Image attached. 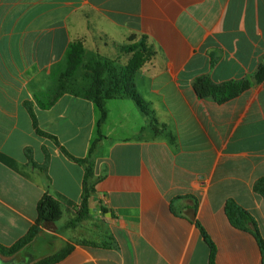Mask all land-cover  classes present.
<instances>
[{
    "label": "crops",
    "instance_id": "obj_1",
    "mask_svg": "<svg viewBox=\"0 0 264 264\" xmlns=\"http://www.w3.org/2000/svg\"><path fill=\"white\" fill-rule=\"evenodd\" d=\"M131 38L156 53L136 77L152 117L111 100L99 129L95 104L67 94L49 110L34 104L49 136L39 134L24 103L70 44L84 39L113 56ZM263 62L264 0H0V244L28 234L49 194L64 215L38 239L60 241L54 253L73 247L58 264H210L203 232L213 264H262L257 239L232 225L226 205L247 210L264 240V199L254 189L264 177V81L223 105L199 99L193 82L247 79ZM99 131L89 220L68 228L85 167L62 148L85 159ZM28 149L37 164L48 153L46 174L29 164Z\"/></svg>",
    "mask_w": 264,
    "mask_h": 264
},
{
    "label": "trees",
    "instance_id": "obj_2",
    "mask_svg": "<svg viewBox=\"0 0 264 264\" xmlns=\"http://www.w3.org/2000/svg\"><path fill=\"white\" fill-rule=\"evenodd\" d=\"M84 39L73 41L61 63L49 69L47 82L41 89H33L34 101L24 103L27 110L34 119L35 127L39 134L49 136L38 129L34 113V104L41 109L49 110L64 95H73L86 99L97 107L99 118V129L108 117L107 103L111 100H131L148 117H152L150 104L138 93L136 88V77L145 64L153 60L156 53L148 46L146 40L135 41L132 38L125 44L116 45L117 53L113 56L103 55L97 50L87 49ZM264 81V62L258 67L257 72L243 80L230 81L223 84H216L210 75L197 77L193 82V90L201 100H211L218 105L226 104L243 92L250 89L254 83ZM154 121V120H153ZM152 128L162 133L157 123L150 122ZM170 135V134H169ZM171 142L174 136L170 135ZM102 135L99 131V138L92 144L89 155L85 159L71 157L62 148L65 155L85 167V178L83 185V197L78 212V218L70 223H76L89 218V206L95 192L98 180L95 178V150ZM29 164L43 172L48 170V153L44 164H37L32 158V151L27 150ZM255 192L264 199V177L255 184ZM226 213L232 225L240 230L250 232L257 239L262 253V264H264V240L260 234L257 223L252 215L238 205L235 201L229 200L226 205ZM64 215L63 206L59 201L49 194H45L38 205V219L28 234L11 247L0 244V255L7 258H14L26 248L31 246L43 234V230L58 223ZM203 236L211 248L210 264L214 263L215 247L203 232ZM73 251L71 245H67L58 252L37 260L33 264H58L65 260Z\"/></svg>",
    "mask_w": 264,
    "mask_h": 264
},
{
    "label": "rangeland",
    "instance_id": "obj_3",
    "mask_svg": "<svg viewBox=\"0 0 264 264\" xmlns=\"http://www.w3.org/2000/svg\"><path fill=\"white\" fill-rule=\"evenodd\" d=\"M85 45H86L87 49H90L88 47V42H86ZM151 122H154V121L151 120ZM154 124H155V122H154ZM119 135H122V134L120 133ZM88 220H89V218H86V219L82 220L81 222L88 221ZM71 222L68 223V226H67L68 228L69 227H71V228L74 227V226L70 225ZM86 224L88 225V222ZM66 230H67V228L66 229L61 228V230H58V232H59V234L61 233L63 235ZM40 241L38 239V242L36 244H33V245L29 246L28 248H26L24 251L19 253L14 258L13 257L12 258H7V257H3L2 256L3 261H1L0 264H33L34 262H36L39 259H42V258H44L46 256L54 254V251L56 249H58L59 245L61 244L60 241H57L54 238H48L47 239V238H45V236L42 239H40ZM43 243H47L48 247L45 246V244H43Z\"/></svg>",
    "mask_w": 264,
    "mask_h": 264
}]
</instances>
